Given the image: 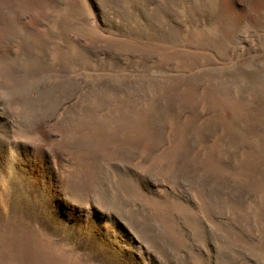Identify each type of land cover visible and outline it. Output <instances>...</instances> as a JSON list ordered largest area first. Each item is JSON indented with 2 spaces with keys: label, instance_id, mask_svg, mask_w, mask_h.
Wrapping results in <instances>:
<instances>
[{
  "label": "rangeland",
  "instance_id": "rangeland-1",
  "mask_svg": "<svg viewBox=\"0 0 264 264\" xmlns=\"http://www.w3.org/2000/svg\"><path fill=\"white\" fill-rule=\"evenodd\" d=\"M0 264H264V0H0Z\"/></svg>",
  "mask_w": 264,
  "mask_h": 264
}]
</instances>
